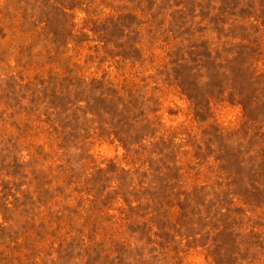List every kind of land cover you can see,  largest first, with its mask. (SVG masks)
<instances>
[{"label":"rangeland","instance_id":"rangeland-1","mask_svg":"<svg viewBox=\"0 0 264 264\" xmlns=\"http://www.w3.org/2000/svg\"><path fill=\"white\" fill-rule=\"evenodd\" d=\"M0 264H264V0H0Z\"/></svg>","mask_w":264,"mask_h":264}]
</instances>
